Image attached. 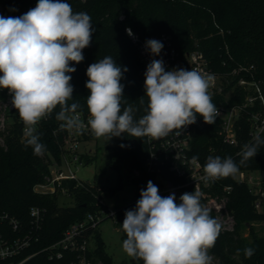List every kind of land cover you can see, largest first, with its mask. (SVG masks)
Listing matches in <instances>:
<instances>
[{"label": "trees", "instance_id": "1", "mask_svg": "<svg viewBox=\"0 0 264 264\" xmlns=\"http://www.w3.org/2000/svg\"><path fill=\"white\" fill-rule=\"evenodd\" d=\"M74 12H86L93 23L92 42L83 50L84 60L79 64H72L76 68L70 73L72 79L73 99L71 103H78L77 111L89 114L86 88L89 65L98 62L106 56L128 71L124 73L121 83L124 85V106L131 105L134 118L144 115L143 108L147 97L141 105L140 98L145 95L144 81L146 67L141 59L138 47L132 42L126 32V27L142 37L150 34L168 33L172 44L184 53L188 50L200 49L211 61L215 69L225 70L238 63L253 65L250 69L264 90V0H67ZM226 45L233 56L226 53ZM227 60V65L223 61ZM10 94L7 89H0V100H7ZM216 105L218 98L213 96ZM59 107L42 119L36 126V134L40 143L45 146L42 155H35L31 146H26L23 134V121L13 107L7 112L10 123L4 135V144L0 141V211H8L17 217L27 228H30L29 209L39 205L47 209L42 228L39 231L41 239L35 247L60 238L63 230L72 222L83 219L88 213L101 214L105 211L107 217H112L122 232L125 240L126 233L122 223L127 210L135 209L140 199L141 190L146 189L145 178L148 176L159 188L160 182L154 174L146 172V158L148 144L146 137L136 139L122 134L121 141L111 149L109 164L118 170L124 161L129 167L127 179L136 186V198L133 202L114 208L112 215L105 203V188L98 183L89 181L66 179L55 192H39L35 186L46 181L50 173L51 164L61 158V136L54 134L59 121L55 119ZM95 137L92 132L86 139ZM264 140V133L260 135ZM254 143L249 135V125L243 122L242 133H239V143L230 145L223 140L218 122L213 125L204 123L198 128L191 142L190 154L206 162L209 156H220L221 159L231 157L239 164V155L245 144ZM123 145V147H121ZM257 155L240 166V170L264 171V143L257 148ZM95 155L86 150L82 153L85 163L91 162ZM118 159L115 163L114 159ZM239 170V171H240ZM138 171V174L135 173ZM123 177L119 173L114 186L107 188L110 195L123 187ZM176 183L179 181L174 179ZM226 186H231L227 191ZM65 188L73 199L72 205L61 206L59 196ZM215 194H228L229 209L232 211L236 224L233 229H222L214 247L209 250L220 264H264V235L254 230L252 223L264 221V211L255 206L257 196L250 191L247 181L237 176L221 178L212 186ZM187 193H191L190 190ZM203 198L201 199V203ZM210 215L214 217L213 213ZM248 229L245 236L243 230ZM96 256L105 264H115L112 256L106 250L105 240L98 228L95 230ZM252 248L254 254L246 258L244 249ZM239 250V252L237 251ZM138 264L142 260L136 259ZM24 264H50L45 251L40 252Z\"/></svg>", "mask_w": 264, "mask_h": 264}, {"label": "clouds", "instance_id": "2", "mask_svg": "<svg viewBox=\"0 0 264 264\" xmlns=\"http://www.w3.org/2000/svg\"><path fill=\"white\" fill-rule=\"evenodd\" d=\"M91 16L74 12L67 0H38L37 5L19 17L0 16V89H7L12 106L23 121L26 146L42 155L45 146L36 134L38 123L50 116L57 107L55 119L60 131L82 133L86 125L71 103L74 88L70 83L76 68L84 60L83 50L93 36ZM129 36L133 33L126 29ZM151 55L159 56L163 44L155 39L146 42ZM128 69L121 68L111 56L92 63L87 69L86 88L90 127L96 138L109 141L122 134L153 140L195 124L197 116L213 125L220 115L209 93L214 76L195 69L165 70L162 59H153L145 72V95L140 98L144 115L134 118L131 105L124 106V85L121 79ZM55 134V133H54ZM254 143L245 144L239 164L231 157H207L203 175L206 185L221 178L234 177L248 160L257 155L264 143L259 135ZM123 147V145H121ZM191 163L200 167L198 157ZM203 193L194 190L180 196L163 197L152 181L141 190L135 209L127 210L122 223L126 233L123 251L143 264H212L209 250L214 247L222 225L201 203ZM239 252V250H237ZM246 258L254 254L244 249Z\"/></svg>", "mask_w": 264, "mask_h": 264}, {"label": "built area", "instance_id": "3", "mask_svg": "<svg viewBox=\"0 0 264 264\" xmlns=\"http://www.w3.org/2000/svg\"><path fill=\"white\" fill-rule=\"evenodd\" d=\"M37 3L38 0H0V16H22L34 8ZM128 28L133 33L129 37L138 47L146 68L153 59H162L166 71L180 68L195 69L214 76V85L210 87L209 93L211 97H219L216 106L220 115L216 122L219 124L221 135L226 143L230 145L239 143V133H242L243 122L248 123L249 135L252 138L264 133V90L261 82L250 73L253 65L238 63L225 70H218L200 49L180 53L172 44L171 36L168 33L163 32L142 37L131 27H126V29ZM151 39L158 40L163 44L159 56L151 55L150 50L146 47V42ZM226 53L230 59L233 58L228 45H226ZM223 65H227V60L223 61ZM7 100H0V108L2 104H5V111L0 109V141L2 144L5 143L3 134L7 132V112L13 108L12 104L11 106L6 104ZM78 112L86 125L85 130L78 134L75 130L60 131L58 130L59 125L54 129L55 135L61 136L59 142L61 158L53 161L46 181L36 185L35 190L53 193L61 187L63 180H81L76 175L78 165L84 162L81 144L87 140L86 136L90 134L91 129L87 127L89 114ZM203 124V118L197 116L196 123L181 130L179 135L173 132L159 140L146 137L148 144L146 172L154 174L155 179L160 182L158 189L161 196L166 197L174 193L179 198L188 190L191 192L199 190L203 193L202 198L206 200L209 210L216 213L225 208V205L220 203L211 192L213 184L218 180L206 185L199 179L204 174L203 165L206 162L198 158L199 168L191 163L193 157L190 154L191 142L195 131ZM248 172V170H240L236 176L238 179L248 182L250 191L257 196L255 206L259 209L262 205L261 198L264 196V177L262 171H259L255 178ZM135 173L138 174V171ZM174 179L179 181L176 183L173 181ZM148 181L151 179L146 176V186ZM225 189L229 191L231 186H226ZM62 193L69 195L65 188H62ZM46 212L45 207L31 206L29 209L31 226L27 228L8 211H0V264H24L28 259L43 251L46 252L50 264H105L95 254V230L107 214L105 211H102L101 214L88 213L83 219L69 224L63 230L60 238L43 247H35L41 239L39 231L45 220ZM113 212V208H110L109 214L112 215ZM228 229H233V227ZM209 255L212 257V264H220L213 254L209 253Z\"/></svg>", "mask_w": 264, "mask_h": 264}, {"label": "rangeland", "instance_id": "4", "mask_svg": "<svg viewBox=\"0 0 264 264\" xmlns=\"http://www.w3.org/2000/svg\"><path fill=\"white\" fill-rule=\"evenodd\" d=\"M11 95L8 97L7 103L11 106ZM5 104H2V111L4 110ZM11 116L7 118L8 124L10 123ZM122 136V135H121ZM120 137H113L109 141L106 137L102 138H90L82 142L81 151L95 155V158L88 163L83 162L78 165L76 170V175L79 179L84 181H89L91 183H98L100 186L105 188L104 191V200L109 208H116L119 206H124L128 203H131L136 198V186L129 182L127 179V173L129 167L126 166V163L123 161L121 167L118 170L116 167L109 164L111 149L113 146L117 145L121 141ZM114 162L117 163L118 159H114ZM76 168V167H75ZM260 170H249V175H253L255 178ZM119 173L123 177V187L118 189L115 194L110 195L107 191V188L114 186L118 181ZM220 203L225 205L219 212L210 211L214 214L215 219L222 225V229L234 228L236 220L232 211L229 209V196L228 194H218L215 192L213 195ZM180 198V197H179ZM178 197H176V202L179 203ZM262 199V205L259 207L260 211H264V196ZM58 203L61 206L72 205L73 199L62 193L59 196ZM202 204L207 208V202L203 199ZM209 209V208H208ZM254 230L264 235V221H256L252 223ZM99 232L101 233L102 238L106 243V250L112 256L115 264H138V261L135 258L129 257L122 249L123 237L122 232L115 220L112 217H107L103 219L98 227ZM243 234L245 236L249 235V230L244 229Z\"/></svg>", "mask_w": 264, "mask_h": 264}, {"label": "water", "instance_id": "5", "mask_svg": "<svg viewBox=\"0 0 264 264\" xmlns=\"http://www.w3.org/2000/svg\"><path fill=\"white\" fill-rule=\"evenodd\" d=\"M161 139V138H160ZM262 176L264 177V171H262Z\"/></svg>", "mask_w": 264, "mask_h": 264}]
</instances>
